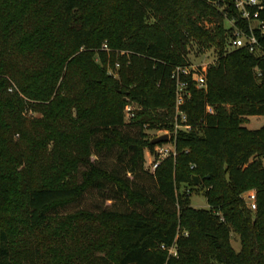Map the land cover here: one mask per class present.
Returning a JSON list of instances; mask_svg holds the SVG:
<instances>
[{
  "label": "trees",
  "instance_id": "trees-1",
  "mask_svg": "<svg viewBox=\"0 0 264 264\" xmlns=\"http://www.w3.org/2000/svg\"><path fill=\"white\" fill-rule=\"evenodd\" d=\"M249 24L233 0H0V264H264V32L228 48ZM192 44L215 58L204 86L179 73L190 128L149 171Z\"/></svg>",
  "mask_w": 264,
  "mask_h": 264
},
{
  "label": "built area",
  "instance_id": "built-area-1",
  "mask_svg": "<svg viewBox=\"0 0 264 264\" xmlns=\"http://www.w3.org/2000/svg\"><path fill=\"white\" fill-rule=\"evenodd\" d=\"M234 7L239 11L242 18H245L249 20V30L250 32H245L240 27L235 26L234 30V37L231 38L230 44L232 47L235 46H247L249 50H253L254 46L257 42L256 36L252 32V27L256 26L261 32H264V20L258 19V13L259 10L263 7V4L261 0H233ZM234 21L232 20V24ZM255 23V24H254ZM102 48H107V44L104 43L102 45ZM208 66V65H207ZM206 65H201L198 67H194L191 65L186 66H177L173 72L172 76L176 79V86H175V114H174V122H173V128L170 132H168L166 129H163L161 131H167L168 133V142L172 143V147L167 148L166 146H158L159 143H156L157 146V156L154 158L150 163V170L153 171L154 168L159 163L160 159L163 157L169 155V154H175V148H174V135L175 132L178 129H188L190 128V124L186 121V115L183 111L179 109V104L184 99V82L183 80H180L179 73L183 74H190V77L192 80H194L197 87L204 86L205 82V75L204 72L207 68ZM11 89V88H9ZM136 108V105L132 103H127L124 105V117L129 119L134 115V110ZM163 132H160L161 134ZM167 141L161 142L165 143ZM246 204L249 206V208L253 209L255 208V196L254 191L251 190L247 192L246 196ZM173 247H171L169 250L171 251Z\"/></svg>",
  "mask_w": 264,
  "mask_h": 264
},
{
  "label": "rangeland",
  "instance_id": "rangeland-1",
  "mask_svg": "<svg viewBox=\"0 0 264 264\" xmlns=\"http://www.w3.org/2000/svg\"><path fill=\"white\" fill-rule=\"evenodd\" d=\"M232 24V20H224V25L226 27H229ZM255 24V23H254ZM102 48V47H101ZM228 48H232V45L228 44ZM105 50H108L107 48H102ZM121 53V52H120ZM119 55V54H118ZM116 55L114 60L111 62V60L109 59V57H107L106 60V68L107 70L112 73L115 74L117 67H118V63L120 62V57ZM128 55H126L127 57ZM215 58V52L213 47H209V48H205L202 49L201 51L197 48L196 44H192L188 50V59H189V64L191 66L194 67H199L201 65H208L210 62H212ZM135 105V104H134ZM207 109L211 110L210 105H207ZM28 114H37V113H32V112H27ZM251 119L248 122H244V125H247L250 128H256L258 126H260L262 123H264V115L263 114H258V115H254L253 117H250ZM125 121H128L127 118L124 117ZM163 129H157V128H149L146 127L144 129L145 132V138L147 139H151L153 136L159 134L160 132H165V131H161ZM168 132H170L171 130L166 129ZM166 131V132H167ZM164 142V141H163ZM158 146H166L167 148L172 147V143L171 142H165V143H161L158 142ZM156 144V143H155ZM154 144V146L152 147V150H150L147 146L144 147V166L145 168H147V170H150V163L151 161L156 158L157 156V149H156V145ZM110 160V159H108ZM198 185V184H197ZM179 191L185 190L187 192H189V204L196 206V207H207V201L206 198L204 196V194L202 193V191H194L192 185H188V184H180V187L178 188ZM252 189H247L244 191L243 196L245 198L247 192L251 191ZM246 201V199H245ZM49 223V224H48ZM48 227L45 229L47 231L48 230H53L55 227H57L59 224V222L56 220L50 221L48 222ZM230 242L232 247L235 250H239L240 248V243H239V238H238V234L234 231H230ZM171 251H174L173 249Z\"/></svg>",
  "mask_w": 264,
  "mask_h": 264
},
{
  "label": "water",
  "instance_id": "water-1",
  "mask_svg": "<svg viewBox=\"0 0 264 264\" xmlns=\"http://www.w3.org/2000/svg\"><path fill=\"white\" fill-rule=\"evenodd\" d=\"M167 140H168V133L167 132H163L161 134H157V135L153 136L150 139V142L155 144V143L162 142V141H167ZM192 177L194 179L193 184L196 185L198 183L197 175L193 174Z\"/></svg>",
  "mask_w": 264,
  "mask_h": 264
},
{
  "label": "crops",
  "instance_id": "crops-1",
  "mask_svg": "<svg viewBox=\"0 0 264 264\" xmlns=\"http://www.w3.org/2000/svg\"><path fill=\"white\" fill-rule=\"evenodd\" d=\"M254 115H249V116H247L246 117V121L245 122H248L251 118L250 117H253ZM263 124V123H262ZM261 124V125H262ZM247 126V125H246ZM248 127V126H247ZM259 127V126H258ZM248 128H250V127H248ZM257 128V127H256ZM250 129H253V128H250Z\"/></svg>",
  "mask_w": 264,
  "mask_h": 264
}]
</instances>
